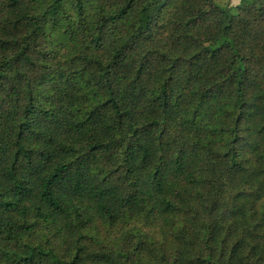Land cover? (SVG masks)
I'll list each match as a JSON object with an SVG mask.
<instances>
[{
  "label": "trees",
  "instance_id": "1",
  "mask_svg": "<svg viewBox=\"0 0 264 264\" xmlns=\"http://www.w3.org/2000/svg\"><path fill=\"white\" fill-rule=\"evenodd\" d=\"M231 10L0 0V264H264V0Z\"/></svg>",
  "mask_w": 264,
  "mask_h": 264
},
{
  "label": "rangeland",
  "instance_id": "2",
  "mask_svg": "<svg viewBox=\"0 0 264 264\" xmlns=\"http://www.w3.org/2000/svg\"><path fill=\"white\" fill-rule=\"evenodd\" d=\"M241 0H216V3L222 8H231L240 3ZM249 1V0H245ZM233 11V10H231Z\"/></svg>",
  "mask_w": 264,
  "mask_h": 264
}]
</instances>
